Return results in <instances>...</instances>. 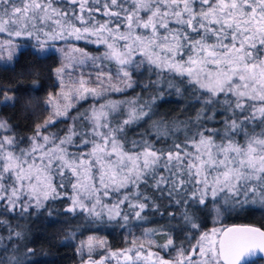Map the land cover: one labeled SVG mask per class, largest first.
I'll return each mask as SVG.
<instances>
[{
	"label": "snow or ice",
	"instance_id": "obj_1",
	"mask_svg": "<svg viewBox=\"0 0 264 264\" xmlns=\"http://www.w3.org/2000/svg\"><path fill=\"white\" fill-rule=\"evenodd\" d=\"M24 47L58 63L31 134L0 118V264H29L40 217L79 264L264 255V228L221 223L264 208V0H0V62Z\"/></svg>",
	"mask_w": 264,
	"mask_h": 264
},
{
	"label": "trees",
	"instance_id": "obj_2",
	"mask_svg": "<svg viewBox=\"0 0 264 264\" xmlns=\"http://www.w3.org/2000/svg\"><path fill=\"white\" fill-rule=\"evenodd\" d=\"M57 63L55 53L41 55L30 47L19 49L12 64L0 63V86L10 88L17 96L14 106L0 105V118L10 120L22 135L31 134L35 123L42 121L46 115L39 106L28 107L26 110L25 105L29 98L33 101L42 99L53 90L55 78L51 68ZM36 74H39L38 82L33 86L32 76ZM178 103L173 99L165 103L161 111L175 115ZM34 219L36 222L28 225L31 229L28 245L35 249L36 254L31 257L29 264H79V257L75 251L76 241L65 239L64 223H53L46 217ZM221 223L223 226L250 224L264 228V208L251 206L245 213L224 217ZM211 224L209 218L207 226L210 227ZM121 232L120 229L112 228L98 230V234L106 236L113 247L122 246ZM87 234L89 233L85 232V235ZM252 264H264V260L253 258Z\"/></svg>",
	"mask_w": 264,
	"mask_h": 264
},
{
	"label": "water",
	"instance_id": "obj_3",
	"mask_svg": "<svg viewBox=\"0 0 264 264\" xmlns=\"http://www.w3.org/2000/svg\"><path fill=\"white\" fill-rule=\"evenodd\" d=\"M245 225H248V226H255V225H250V224H230L229 226H225V227H232V226H245ZM257 227V226H255ZM253 258H258V259H261V260H264V255H258L256 257H253ZM252 258V259H253Z\"/></svg>",
	"mask_w": 264,
	"mask_h": 264
},
{
	"label": "rangeland",
	"instance_id": "obj_4",
	"mask_svg": "<svg viewBox=\"0 0 264 264\" xmlns=\"http://www.w3.org/2000/svg\"><path fill=\"white\" fill-rule=\"evenodd\" d=\"M1 64H3L2 62H0Z\"/></svg>",
	"mask_w": 264,
	"mask_h": 264
}]
</instances>
